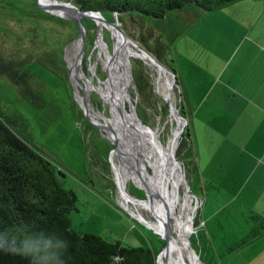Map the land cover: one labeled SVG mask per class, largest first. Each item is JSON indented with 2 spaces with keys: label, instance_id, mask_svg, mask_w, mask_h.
Instances as JSON below:
<instances>
[{
  "label": "rangeland",
  "instance_id": "obj_1",
  "mask_svg": "<svg viewBox=\"0 0 264 264\" xmlns=\"http://www.w3.org/2000/svg\"><path fill=\"white\" fill-rule=\"evenodd\" d=\"M82 18L85 19V29L83 46L78 55L81 35L73 19L48 13L40 8L35 0H0V56L3 59L27 57L25 65L33 72L39 84L37 88L47 101L44 107L35 108L20 94L14 83L5 75H0V109L7 114L18 113L24 118L32 133L34 144L43 149L58 166L56 174L59 183L75 192L76 209L69 213L74 229L118 239L132 246L161 245L151 233L163 239L162 235L144 225L148 226L145 213L156 217L160 223L163 221L164 210L162 211L154 191L145 183H138L135 177L128 182V192L136 197L133 199L138 198L137 201L130 202V213L119 201V174L114 178L111 169L113 157L118 164V145L112 132L114 126L122 129L117 119L116 107L120 105L123 108L121 96L124 86L130 77L125 104L127 107V97L130 96L137 116L139 117V112V118L145 125H142L135 113L131 116L125 113V117H132L145 138L155 137L159 130V140L169 155H174L186 126L185 120L179 116L184 115V112L179 110V82L175 78L179 61L192 57L205 63L208 59L209 66H212V60L213 63L219 61L214 58V52L239 48L248 53L254 41L259 40L264 44V0H230L212 10L186 4L158 18L137 12L122 13L119 16L115 13L109 14L106 19L111 24L117 22L122 32L132 41L144 49V46L156 48L164 63L159 62L171 72L167 66L172 64L177 84L167 77L171 72L162 68L158 73L142 59L130 55L119 68L118 78L113 80V62L110 59L117 60L115 50L119 45V37L116 30H120L117 26L112 28L113 34L109 28L104 27L100 38L97 22L91 17ZM100 39L103 47L99 49L96 45ZM132 44L131 47L137 48ZM147 52L157 60L154 53ZM53 58L56 59L54 66L51 63ZM78 59L81 67L78 65ZM85 60L86 72L82 70ZM73 62L78 67V78ZM137 63L148 72L151 82L152 100L148 102L141 99L133 83L132 67ZM92 64L94 68L91 67ZM54 67L58 73L53 70ZM88 77L100 87L99 90L93 87V91L89 93V109L84 106L86 91L89 89ZM165 82L167 85L171 84L172 102L178 113L169 110L165 99L169 100L170 93ZM71 84L78 90V101L73 96ZM162 103L166 104L164 109L159 107ZM80 104L83 105L87 116ZM88 124H91V128H88ZM123 150L126 158L129 156L131 159V155L137 154L138 164L151 173L158 184L167 189L165 171L156 160L140 153L133 154L126 146ZM176 158L180 161L192 202H198L192 219L190 239H195V231L204 223L211 224L217 217L237 236L242 234L243 231L239 229L244 228V216L231 206L221 209V215L217 216L214 210L224 200H218L211 194L206 184L202 187L204 182L200 177L199 181H192V185H197V188L190 190L188 173L181 159L177 156ZM140 173L151 178L148 174ZM183 194L181 188L177 200L182 198ZM146 195L151 196L152 200L143 199ZM139 199L147 202L149 206L144 207ZM230 210L232 212L228 215ZM146 234L152 238V243ZM160 264L169 263L163 259Z\"/></svg>",
  "mask_w": 264,
  "mask_h": 264
},
{
  "label": "trees",
  "instance_id": "obj_2",
  "mask_svg": "<svg viewBox=\"0 0 264 264\" xmlns=\"http://www.w3.org/2000/svg\"><path fill=\"white\" fill-rule=\"evenodd\" d=\"M67 1L83 10H98L105 18L112 13L119 16L129 12L158 18L170 10L180 9L186 4H193L203 10H212L230 0ZM84 21L85 19L81 18L82 24ZM144 47L147 51L154 53L157 60L162 62L161 55L156 48H154L157 50L155 52L149 46ZM26 60L27 57L3 59L0 56V75H5L14 83L20 94L32 106L35 108L44 107L47 101L37 88L39 84L33 72L25 65ZM54 61L56 62V59H51L53 66ZM73 63L78 74V67L75 62ZM167 67L173 71L172 64ZM54 68L53 70L58 73L57 68ZM82 70L85 72L87 70L86 60L82 64ZM132 76L135 89L141 99L144 102L151 101L152 87L145 68L138 63L133 65ZM97 105L99 106V103ZM165 106V103L159 104L161 109H164ZM126 110L130 115L134 114L127 107ZM179 110L183 113L181 107ZM138 115L140 117L139 112ZM143 124L145 125V123ZM88 128H91V124H88ZM116 149L117 155V146ZM109 150L111 149L109 148ZM175 155L181 159L185 171L188 173L190 190L197 188V185H192V181H199V175L186 126L179 138ZM127 158L131 166V159L129 156ZM135 162L137 167L144 171L142 167L138 166L137 156ZM57 167L43 149L34 144L32 133L24 118L18 113L7 114L0 109V232L10 227L30 225L34 229H44L55 233L67 243V248L61 257L64 264H156V254L161 246L165 245V241L158 238L157 234L151 233L161 245L151 244L142 247L125 244L118 239H111L93 232L74 229L69 213L76 209L77 197L71 188H65L59 183L56 174ZM111 169L114 178L119 174V201L131 213L129 204L137 200L133 199L136 197L130 193L127 194L125 189L127 182L132 181L135 176L126 171L120 163L118 165L114 157ZM145 172L147 171L145 170ZM202 187H205V184ZM207 187L209 186L207 185ZM126 198L129 202L126 201ZM143 199L152 200V197L146 195ZM141 202L144 207L149 206L147 202ZM144 216L151 226L157 229L160 227L161 223L156 217L146 213ZM149 216L155 218L159 225ZM243 216L244 225L248 227L239 229V231H243L239 236L229 230L228 226L218 217L214 218L211 224L206 222L195 231V239L191 238L190 240L193 250L198 252L196 256L203 264H220L226 256L252 243L264 234L263 215L249 212ZM146 236L152 243V238L147 234ZM186 253L188 254L187 250ZM0 264H31V260L28 257L0 249Z\"/></svg>",
  "mask_w": 264,
  "mask_h": 264
},
{
  "label": "crops",
  "instance_id": "obj_3",
  "mask_svg": "<svg viewBox=\"0 0 264 264\" xmlns=\"http://www.w3.org/2000/svg\"><path fill=\"white\" fill-rule=\"evenodd\" d=\"M250 49L214 52L212 66L183 58L175 77L199 177L224 200L217 216L228 206L264 216V44ZM220 264H264V234Z\"/></svg>",
  "mask_w": 264,
  "mask_h": 264
},
{
  "label": "bare ground",
  "instance_id": "obj_4",
  "mask_svg": "<svg viewBox=\"0 0 264 264\" xmlns=\"http://www.w3.org/2000/svg\"><path fill=\"white\" fill-rule=\"evenodd\" d=\"M39 1H40V4L44 5L45 7L53 8L55 9L54 11H56L57 13H61L64 15H66L68 12L72 10L69 3H63V2L56 1V0H39ZM93 19L97 22V25L99 26L100 38L102 36V31L104 27L109 28V30L113 33L114 31L112 30V28L117 26V23H114V24L106 23L102 21L101 19H99L97 16H93ZM82 29L83 30L81 33V43H80L78 55H80V52L83 46L82 40L84 38L85 28L83 27ZM116 33L119 37L120 46L118 45L119 47L117 46L115 50V55H116L117 60L113 61L112 59H110L111 62H113L112 67H111V76L113 80L118 78V75L120 72L119 68L122 66L123 62L126 60V57L128 55L142 59L151 68H155L158 73H159V70H162L163 67L158 65L154 61L155 58L151 54L148 55L147 53H145L144 51L140 49L139 51L137 48L131 47V44L133 42L130 38L123 36L121 31L116 30ZM96 47H98L99 49L103 47L102 39L99 40ZM107 57L109 58V56ZM78 65L79 67H81L79 59H78ZM91 67L94 68V64H92ZM128 72L130 76V66H129ZM75 73L78 78L77 72ZM79 74H80V68H79ZM167 77L172 79V75L170 73H168ZM88 78H89V81H88L89 89L86 91V98L84 100V106L87 109L91 107L88 102L89 93L93 91V87L95 88V90H99L100 88L99 86H96L94 84L91 77H88ZM129 81H130V77L124 86L122 96H121L123 100V108L120 105H117L116 107L117 108V119H118V122L122 125V129L120 130L114 126V130L112 133L115 135V141L119 149V153H117L116 155L117 161L124 167L126 171H128L129 173H132L135 176L136 181L138 183L143 182L149 189L154 191L156 197L158 198L161 204L162 211L164 210L163 221L158 229L151 226L148 221L146 222L150 228L155 230L156 233L160 234V236L162 235L161 237L163 239L165 238L164 239L165 245L158 255L157 263L160 264L161 260L166 259L169 264H202L199 261L198 256H196L197 254L193 250L191 240H190V233L192 232L191 231L192 219H193L195 210L198 206V202H195V203L192 202L193 200H192V197L189 191V187H188L184 172L182 168L180 167V163L174 161L173 159L174 155L170 156L167 149L164 147V145L159 140V135H160L159 130L158 131L156 130L157 132L155 133V137L145 138L141 134L139 128L137 127L138 125L136 126V124L134 123V120L132 119V117H130V119H127L125 117V113L126 115L131 116L130 113L126 110V104H125ZM165 84L167 88L169 89L170 83H168L169 87L167 85V82H165ZM75 90L78 93V90L76 87H75ZM168 91L170 93L169 101L172 105H174L172 102L171 88ZM132 112L136 114L134 108H131V113ZM172 112H174V110H172ZM137 118L138 120H140V122H142L138 116ZM142 125L144 126L143 123ZM124 146H126V148L129 149V151L132 152L133 154L140 153L141 155H146L156 160V162L159 163L165 171L166 179L168 181L167 189L163 188L160 184H158L156 180L153 179V175L151 173H148V171L145 168H143V170L145 169L147 172L144 173V171H141L137 167L136 162H135V157L137 156V154L136 156L131 155V167H130L128 165V161L125 156V152L123 150ZM140 172L150 175L151 178L145 177ZM181 188L183 189L184 194L182 198H179V200H177V195L179 194L180 196ZM125 192L129 194L127 190V184H126ZM126 201L129 202L128 198H126ZM149 218L159 225L158 221L155 218H152L150 216ZM186 250L191 258L186 253Z\"/></svg>",
  "mask_w": 264,
  "mask_h": 264
},
{
  "label": "clouds",
  "instance_id": "obj_5",
  "mask_svg": "<svg viewBox=\"0 0 264 264\" xmlns=\"http://www.w3.org/2000/svg\"><path fill=\"white\" fill-rule=\"evenodd\" d=\"M67 243L55 233L30 225L6 228L0 232V249L30 258L31 264H64L61 257Z\"/></svg>",
  "mask_w": 264,
  "mask_h": 264
},
{
  "label": "water",
  "instance_id": "obj_6",
  "mask_svg": "<svg viewBox=\"0 0 264 264\" xmlns=\"http://www.w3.org/2000/svg\"><path fill=\"white\" fill-rule=\"evenodd\" d=\"M36 1V3L38 4V6L40 7V8H42L43 10H45V11H47L48 13H51V14H54V15H57V16H60V17H63V18H71V19H73L75 22H76V24H77V26H78V28H79V35H81V30H82V28L84 27L83 26V24H82V22H81V18L82 17H91V15H92V17L91 18H93V16H97L99 19H101L102 21H104V22H106V23H110V21H108L102 14H101V12L100 11H98V10H83V9H80V8H78L77 6H75L74 4H72L70 1H64V0H56V1H59V2H63V3H69V5L71 6V8H72V10L70 11V12H68L66 15H64V14H61V13H57L56 11H54L55 9H53V8H48V7H45L44 5H42V4H40V1L39 0H35ZM113 22H115V21H113ZM117 23V22H116ZM117 27H118V29L121 31V33H122V35L123 36H125V37H127L123 32H122V30H121V28L117 25ZM85 28V27H84ZM134 44H135V46L138 48V49H140V50H142V51H144L145 53H147L148 55H150L142 46H140L139 44H137L136 42H134V41H132ZM82 55V54H81ZM81 57V56H80ZM152 57V56H151ZM154 61L158 64V65H160V66H162L163 68H165V70H167V71H169L164 65H162L158 60H156V59H154ZM171 72V71H170ZM171 74H172V81H174L175 82V84H177L176 83V80L174 79V77H175V74H174V72L172 71L171 72ZM71 86H72V92H73V96H74V98H75V100L76 101H78L77 100V97H76V90H75V87L71 84ZM168 87H169V85H168ZM129 88V87H128ZM170 88H171V84H170ZM169 88V89H170ZM168 89V90H169ZM128 91H129V89H128ZM166 101H167V103H168V106H169V110L170 111H172V110H174L176 113H178L177 112V108L174 106V105H172L171 103H170V101L168 100V99H165ZM127 109H131V108H134V105H132V101H131V99H130V96H128L127 97ZM80 106H81V108L83 109V111H84V113H85V115H86V111H85V109H84V107H83V105H81L80 104ZM179 115V114H178ZM87 116V115H86ZM181 118H183V119H185V123H186V118H185V116L182 114V115H179ZM182 129V128H181ZM173 159H174V161L175 162H178V163H180V161L176 158V156H175V154H174V156H173ZM58 172L60 171L59 169L57 170ZM137 220H139V219H137ZM140 221V220H139ZM146 227H149V226H147L146 224H144ZM163 246H164V244L161 246V248H160V250L158 251V253L156 254V264H157V259H158V255H159V253L161 252V250H162V248H163ZM198 255V254H197ZM199 259V258H198ZM199 261H200V259H199ZM203 264V263H202Z\"/></svg>",
  "mask_w": 264,
  "mask_h": 264
}]
</instances>
